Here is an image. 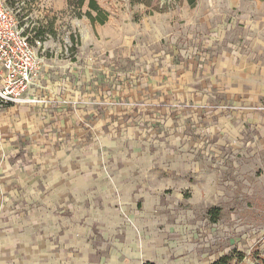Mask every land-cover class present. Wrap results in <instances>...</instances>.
Returning <instances> with one entry per match:
<instances>
[{
  "label": "rangeland",
  "instance_id": "1",
  "mask_svg": "<svg viewBox=\"0 0 264 264\" xmlns=\"http://www.w3.org/2000/svg\"><path fill=\"white\" fill-rule=\"evenodd\" d=\"M6 1L41 61L25 104L83 129L59 133L75 184L37 234L1 216L3 264H264V0H95L104 24Z\"/></svg>",
  "mask_w": 264,
  "mask_h": 264
},
{
  "label": "crops",
  "instance_id": "2",
  "mask_svg": "<svg viewBox=\"0 0 264 264\" xmlns=\"http://www.w3.org/2000/svg\"><path fill=\"white\" fill-rule=\"evenodd\" d=\"M145 84V90L155 91L159 100L170 97L164 94L166 86L162 83ZM41 117L35 108L27 104L0 105V219L9 213H12V218L27 214L30 221L28 232L33 228V235L37 234V205L49 204L53 197H66V188L74 183L66 172L69 167L62 166L66 157L71 164L73 158L72 155L65 156L60 150L59 133L63 130L76 135L83 129L79 126L81 124L74 126L73 118L59 122L61 118L58 117ZM122 166L124 168L117 183L121 181V186L127 183L130 186V165L125 162ZM80 168L83 169L82 164ZM79 183L81 188L87 187L91 180L80 177L77 180ZM127 194L129 189L126 187ZM3 263L5 260L0 259V264Z\"/></svg>",
  "mask_w": 264,
  "mask_h": 264
},
{
  "label": "built area",
  "instance_id": "3",
  "mask_svg": "<svg viewBox=\"0 0 264 264\" xmlns=\"http://www.w3.org/2000/svg\"><path fill=\"white\" fill-rule=\"evenodd\" d=\"M41 61L20 22L0 0V105L25 104Z\"/></svg>",
  "mask_w": 264,
  "mask_h": 264
},
{
  "label": "trees",
  "instance_id": "4",
  "mask_svg": "<svg viewBox=\"0 0 264 264\" xmlns=\"http://www.w3.org/2000/svg\"><path fill=\"white\" fill-rule=\"evenodd\" d=\"M85 0H79L80 5H83ZM89 8L96 12V16H93L91 10L87 13L92 23L104 24L107 21V14L102 10L95 0H89ZM41 34V33H40ZM229 257H223L213 264H229ZM145 264H155L152 262H146Z\"/></svg>",
  "mask_w": 264,
  "mask_h": 264
}]
</instances>
